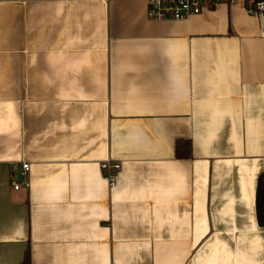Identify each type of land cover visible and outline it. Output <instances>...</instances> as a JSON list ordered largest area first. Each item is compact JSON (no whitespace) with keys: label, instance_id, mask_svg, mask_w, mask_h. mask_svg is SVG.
Here are the masks:
<instances>
[{"label":"crops","instance_id":"crops-1","mask_svg":"<svg viewBox=\"0 0 264 264\" xmlns=\"http://www.w3.org/2000/svg\"><path fill=\"white\" fill-rule=\"evenodd\" d=\"M147 11L0 0V264H264V19Z\"/></svg>","mask_w":264,"mask_h":264},{"label":"built area","instance_id":"built-area-1","mask_svg":"<svg viewBox=\"0 0 264 264\" xmlns=\"http://www.w3.org/2000/svg\"><path fill=\"white\" fill-rule=\"evenodd\" d=\"M223 1L230 3L232 0H147V14L153 21H184L216 7ZM244 1L247 14L264 19V0ZM102 169L107 172L106 179L110 187L114 188L120 180L122 166L108 161L102 164ZM30 170L29 163L22 164L21 180L13 183L14 190H30Z\"/></svg>","mask_w":264,"mask_h":264},{"label":"trees","instance_id":"trees-1","mask_svg":"<svg viewBox=\"0 0 264 264\" xmlns=\"http://www.w3.org/2000/svg\"><path fill=\"white\" fill-rule=\"evenodd\" d=\"M177 155L179 158H189L191 155L190 144L186 142H178ZM257 210L258 218L261 226H264V174L260 176L257 189ZM22 264H32L30 248L27 249Z\"/></svg>","mask_w":264,"mask_h":264}]
</instances>
